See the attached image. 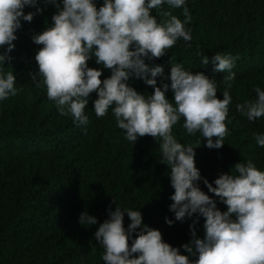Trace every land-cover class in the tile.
<instances>
[{
    "label": "trees",
    "instance_id": "16d2710c",
    "mask_svg": "<svg viewBox=\"0 0 264 264\" xmlns=\"http://www.w3.org/2000/svg\"><path fill=\"white\" fill-rule=\"evenodd\" d=\"M56 2L62 4V0ZM94 2L98 8L103 4V0ZM185 6L191 16L185 24L191 30V41L180 38L162 58L145 60L150 68L159 65L164 69L156 77L157 86L170 84L172 62L182 63L186 70L215 79L217 97L223 99V76L230 73L213 70L215 53L235 58L231 69L235 78L230 82L232 102L222 148H207L200 132L189 134L183 117L172 134L185 147L195 148L196 167L210 183L248 158L264 171V147L255 141V134L264 135V116L249 121L236 109L237 104L257 98L255 87L264 90V0H185ZM37 7L44 11L30 23L21 20L14 49L0 48V54L12 58L0 69L13 72L18 90L15 96L0 100V264H105L103 247L94 233L108 219V210H115L114 199L122 210L140 211L144 225L159 230L164 242L187 255L180 246L191 240L189 225L196 215L181 222L170 211L174 189L168 166L160 162L158 142L151 136L140 137L134 144L128 141L125 131L117 127L112 107L104 117H97L95 92L84 110L87 124L74 122L70 114L61 116L55 102L48 99L46 87H36L30 80L29 73L38 72L35 55L42 47L32 36L50 27L57 12L55 4L46 0H37ZM23 11L36 9L25 6ZM162 11H171L182 22L186 19L183 7L170 8L166 3L151 13L160 20ZM205 56L210 61L207 66L201 64ZM88 66L102 70V80L111 74L94 58ZM129 84L146 96L154 91L135 76ZM166 96L172 100L171 90ZM198 184L221 211L227 210L203 180ZM85 211L98 223L82 226L79 216ZM166 217L174 221L172 226ZM129 223L125 212V229ZM203 223L201 217L196 225L200 237Z\"/></svg>",
    "mask_w": 264,
    "mask_h": 264
},
{
    "label": "clouds",
    "instance_id": "9594fccd",
    "mask_svg": "<svg viewBox=\"0 0 264 264\" xmlns=\"http://www.w3.org/2000/svg\"><path fill=\"white\" fill-rule=\"evenodd\" d=\"M46 2L55 4L57 12L50 27L32 36L33 42L42 47L35 55L38 72H30V80L36 87L43 84L59 114H70L78 124H87L84 110L95 92L98 98L93 108L97 117H104L112 107L117 127L125 131L128 141L134 144L140 137L154 138L162 153L160 162L170 170L174 189L170 211L181 222L196 215L189 225L191 240L180 246L185 255L180 248L164 242L159 230L144 225L140 211L122 210L114 199L115 210H108V219L94 233L103 247L105 264H264V171L248 158L210 183L196 167L195 148L185 147L172 134L173 126L183 117V127L189 134L200 132L207 148L224 146L235 58L220 53L211 58L215 72L230 73L223 76V99L217 97L215 79L204 72L186 70L182 63L172 62L170 84L157 86L156 77L163 75L164 69L159 65L150 68L145 60L162 58L180 38L191 41V30L185 27L191 19L185 0H103L99 8L94 0ZM165 3L170 8L183 7L185 21L171 11H162L160 20L153 16L151 10ZM25 6L36 11L25 14ZM43 11L37 7V0H0V48L7 46L6 51L11 52L21 20L30 23ZM92 58L110 70L108 78L102 80V70L88 66ZM11 59L0 54V65ZM209 62L205 56L201 64L207 66ZM132 76L143 79L153 93L146 96L130 86ZM15 81L12 71L4 73L0 69V100L17 94ZM169 90L172 100L166 96ZM254 91L255 100L236 105L249 121L264 116V90L257 86ZM255 141L264 147V135L255 134ZM201 180L208 192L226 205V211H221L217 201L201 190ZM125 212L130 220L127 229ZM201 217L203 237L197 235L196 229ZM165 221L169 226L174 223L167 217ZM79 223L90 226L98 221L85 211Z\"/></svg>",
    "mask_w": 264,
    "mask_h": 264
}]
</instances>
